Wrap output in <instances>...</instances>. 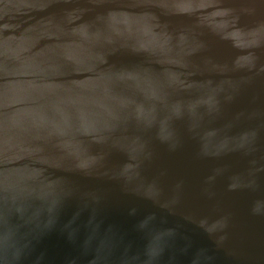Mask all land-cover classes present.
I'll use <instances>...</instances> for the list:
<instances>
[{
    "label": "water",
    "instance_id": "water-1",
    "mask_svg": "<svg viewBox=\"0 0 264 264\" xmlns=\"http://www.w3.org/2000/svg\"><path fill=\"white\" fill-rule=\"evenodd\" d=\"M0 264H264V0H0Z\"/></svg>",
    "mask_w": 264,
    "mask_h": 264
}]
</instances>
